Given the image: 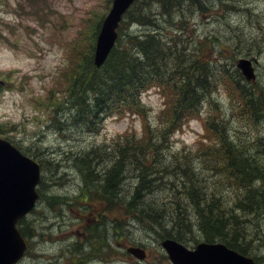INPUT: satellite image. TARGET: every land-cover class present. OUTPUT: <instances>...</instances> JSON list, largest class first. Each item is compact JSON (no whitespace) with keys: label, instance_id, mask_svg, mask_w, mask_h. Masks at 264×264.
I'll list each match as a JSON object with an SVG mask.
<instances>
[{"label":"trees","instance_id":"obj_1","mask_svg":"<svg viewBox=\"0 0 264 264\" xmlns=\"http://www.w3.org/2000/svg\"><path fill=\"white\" fill-rule=\"evenodd\" d=\"M235 2L135 0L118 26L115 46L104 64L97 67L93 62V49L99 16L90 28L87 42L69 44L68 61L55 79L56 86H51L44 97L50 103L49 119L58 128H61V113H66L72 123L89 132H98L109 116L138 115L141 119L139 135L129 129L119 134L113 147L114 158L105 160L111 163L98 176L94 174V162L99 160L97 153H105L101 148L92 147L74 154L73 167L84 176L86 186L99 188L106 199L123 194L125 206L133 213L138 212L139 218L148 222L150 231L155 230L154 226L178 240L195 238L191 224L194 216L189 210L195 208L196 225L207 241L220 238L230 247L246 253L244 245L238 242L250 243L244 231L247 223L254 228L261 223L264 164H258L230 138L227 123L219 119L218 107L212 105V94L224 88L235 100L233 114L242 117L246 113L257 118L264 113V86L249 85L237 68L230 70L226 59L217 57L210 39L188 48L181 36L194 12L205 9L215 12L213 9L219 4L229 10L230 3ZM153 3L157 4L158 14L180 33L165 34V26L158 21ZM176 12L178 14L174 15ZM133 24L144 29L132 32L129 27ZM235 61L234 57L232 67ZM151 87H157L164 97L156 124L151 123L149 108L142 102L143 92ZM60 94L63 95L59 98ZM205 102L210 110L203 118L204 136L198 140L197 155L201 154L199 157L204 158L207 168L219 176L218 183L237 187L234 204L230 207L228 199L225 198L226 203L217 196L216 190L199 185L200 180L205 183L208 180L198 172L196 159L199 157L193 158L192 163L185 156L174 157L169 164L159 159L171 136L182 130L190 119L198 118ZM60 110L63 111L58 114ZM129 171L132 174L127 175ZM128 177L133 185L127 184ZM165 177L171 179L169 190L173 196L162 199H166L162 204L157 200L154 203L147 194L156 192L159 186L151 185L164 182ZM257 183L261 192L254 187ZM181 185L188 187L181 190ZM187 202L192 205L188 206ZM247 215H250L249 220ZM229 233L234 235L233 239L229 238Z\"/></svg>","mask_w":264,"mask_h":264},{"label":"rangeland","instance_id":"obj_2","mask_svg":"<svg viewBox=\"0 0 264 264\" xmlns=\"http://www.w3.org/2000/svg\"><path fill=\"white\" fill-rule=\"evenodd\" d=\"M235 1L237 2L234 4L230 3L229 10H224L219 4L213 9L215 12L210 9L194 12L185 23L181 36L188 48H194L200 42L210 39L217 57L225 58L230 70L235 68L236 61L232 67L234 57L237 59L247 56L257 60L255 64L257 80L264 84V0ZM108 4L109 0H0V132L3 133L0 135L17 142L21 148L30 151L31 155H36L39 162L42 160L44 167L42 174L45 181L49 182L37 210L27 216L26 222L31 223L36 235L31 239L32 245L21 264H72V256L76 253L75 247L81 249L74 244L82 242L85 223L87 226H93L91 223H94L95 214L100 220H104V216L98 214L103 211L104 204L94 198L89 201L86 209L83 208L84 210L77 205L65 206L61 207L58 214L48 209L49 196L61 194L73 196L81 190L83 182L87 184L84 176L73 167L75 153L92 147L101 148L105 153H97L95 156L99 160L94 162V174L98 176L111 163V160H105L114 158L113 147L119 134L127 129L137 135L141 132V119L138 115L120 118L110 116L103 121L98 133L88 132L81 125L72 123L66 118V113L59 116L61 128L52 125L49 119L50 103L44 96L55 84V79L57 80L59 76L58 71L68 58V51L65 49L69 48V44H76L80 40L87 42L90 28L100 14L106 11ZM156 5L153 3V7ZM153 7L150 6L152 12L156 11L158 21L165 26L163 31L166 35L181 32L172 29L165 17L158 14L157 6L154 8L155 11ZM173 14L177 15L178 12ZM174 21H177V17ZM143 29L144 27L138 24L129 27L132 32ZM62 95L60 94L59 98ZM213 98L217 102L216 105L220 103V113L225 116L230 138L244 152L251 153L258 164L263 165L264 117L256 119L246 113L242 117L231 116V105L222 87L215 92ZM142 100L149 108L151 123L155 124L157 114L163 106V97L158 88L146 90L142 94ZM61 111L63 110L58 114ZM207 111L205 108L202 115L190 120L182 130L171 136L169 144L163 147L159 157L163 163L169 164L174 157L181 156L191 159L192 163L193 158L201 156L197 155V146L199 138L204 136L202 120ZM196 166L201 177L208 179L206 183L200 180L199 185L216 190L226 203L225 198L228 199L229 207L233 205L237 193L231 190L235 188L218 183L216 179L219 176L207 168L204 158H197ZM130 173L131 171L127 175ZM163 181L151 185L159 188L156 192L147 194L154 203L157 200L162 204L166 200L162 199L171 196L169 190L171 179L165 177ZM126 182L133 185L129 177ZM122 184L121 182V188ZM254 187L261 192L262 188L258 183ZM261 195L264 198V194ZM192 213L194 216L191 220L192 231L195 238L200 240L203 233L196 225L197 215L194 210ZM262 213L258 228L247 223L244 229L250 243L247 245L246 240H240L238 243L244 245L247 252L256 255L258 263L264 264L261 258L264 256V209ZM193 216L191 215L192 218ZM115 217L120 218L119 234L114 232L112 222ZM126 217L124 210L113 207L111 212L105 215L108 232L101 229L86 232L89 234L88 239L92 236L103 239V244L97 245L106 247L103 248V257L99 260L89 251L91 248L84 245L83 254H88L91 259L84 264H170L161 256L163 252L158 237L162 230L153 226L155 230L150 231L145 219L140 223L129 220L125 224ZM249 218L250 215H247L248 220ZM228 236L231 239L234 237L231 233ZM132 241L146 245L148 254L146 260L138 262L128 252L125 253V247ZM109 244L116 253L110 250ZM193 244V241L186 243ZM79 254L82 255V249Z\"/></svg>","mask_w":264,"mask_h":264},{"label":"water","instance_id":"obj_3","mask_svg":"<svg viewBox=\"0 0 264 264\" xmlns=\"http://www.w3.org/2000/svg\"><path fill=\"white\" fill-rule=\"evenodd\" d=\"M133 0H113L103 19L96 38L93 61L102 65L117 38V27L123 13ZM237 65L247 79L254 78L252 61L240 58ZM40 180L37 161L22 154L11 143L0 138V264H14L23 254L26 242L16 228L19 217L30 210L37 197L36 185ZM163 247L173 264H253V259L228 248L222 243L197 244L187 249L174 239H165ZM137 257H144L138 247L128 249Z\"/></svg>","mask_w":264,"mask_h":264},{"label":"bare ground","instance_id":"obj_4","mask_svg":"<svg viewBox=\"0 0 264 264\" xmlns=\"http://www.w3.org/2000/svg\"><path fill=\"white\" fill-rule=\"evenodd\" d=\"M231 8H232V7H231ZM235 9H236V8H235ZM233 11H234V10H233ZM246 171H247V170H246ZM240 172H241V171H240ZM243 172H245V171L243 170ZM247 173H248V172H247ZM243 174H244V173H243ZM121 182H122V181H121ZM121 189H122V188H121V186L119 185V191H121ZM193 190H194V187H193ZM195 191H196V190H195ZM192 192H193V191H192V189H191V194H192ZM185 196H186V195H185Z\"/></svg>","mask_w":264,"mask_h":264}]
</instances>
